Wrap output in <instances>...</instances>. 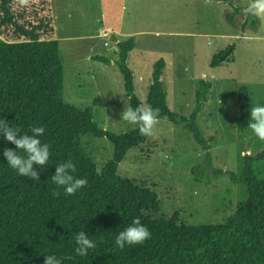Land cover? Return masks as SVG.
Returning a JSON list of instances; mask_svg holds the SVG:
<instances>
[{
	"label": "trees",
	"instance_id": "16d2710c",
	"mask_svg": "<svg viewBox=\"0 0 264 264\" xmlns=\"http://www.w3.org/2000/svg\"><path fill=\"white\" fill-rule=\"evenodd\" d=\"M15 2L0 0V120L20 128L19 135H33V127H44V134L37 138L49 145L50 158L46 166L34 165L39 180L21 176L8 165L3 152L7 148L25 154L0 135V264H44L48 255L61 259L62 264H264V178L254 168L256 161L264 159V150L245 153L239 174L213 167L208 140L197 124L211 84L203 82L197 90V104L190 116L173 111L161 81L165 67L161 58L154 64L147 103L160 109V119L183 124L207 150V168L193 169L197 178L210 183L213 175L229 174L232 181L246 185L248 196L222 223L188 225L180 222L178 213L147 216V211L160 209L157 192L121 176L118 167L128 151L140 147L148 137L141 136L137 126L122 134L102 128L91 108L65 102L64 56L52 15L26 19ZM48 2L47 9V3H41V12H52ZM234 12L241 13L242 8L235 6ZM232 14L226 17L232 20ZM259 23V18L248 15L242 28L255 29ZM112 38L130 106L138 107L142 102L127 64L135 37ZM236 45L233 42L215 53L211 65L230 61ZM93 59L112 62L101 55ZM238 101V130L243 133L251 119L248 86L239 87ZM85 134L107 137L114 144L113 158L101 171L82 148ZM69 159L76 166L73 175L88 181L74 196H66L51 180L57 165ZM53 189L60 192L58 197L52 195ZM137 217L149 229L151 239L121 250L115 240ZM81 231L96 245L87 256L75 251V236Z\"/></svg>",
	"mask_w": 264,
	"mask_h": 264
},
{
	"label": "rangeland",
	"instance_id": "374dc122",
	"mask_svg": "<svg viewBox=\"0 0 264 264\" xmlns=\"http://www.w3.org/2000/svg\"><path fill=\"white\" fill-rule=\"evenodd\" d=\"M52 12H41V3L30 0L21 7L32 21L52 15L55 37L64 56L65 102L79 108H91L94 120L117 134L135 126L122 120L130 106L124 76L115 62L118 47L113 36L102 37V28H115L125 39L135 37V47L127 64L134 76L135 93L147 103L154 64L165 60L161 76L169 107L190 116L197 104V90L203 82L212 86L197 116V124L208 144L212 165L224 171L240 173L244 154L264 150L248 127L238 130V87L247 85L252 107L264 106L263 27L255 33L242 25L251 0H50ZM235 6L241 13H235ZM232 14V20L226 17ZM245 19V20H244ZM109 42V46L106 44ZM236 42L234 63L213 67L215 53ZM116 46V55L112 47ZM95 55L112 59L111 63L94 60ZM201 72L207 78L200 76ZM131 107V106H130ZM251 107V108H252ZM211 121V125L209 124ZM82 148L97 164L99 171L113 158L114 144L107 137L82 135ZM167 153L169 159L161 158ZM207 150L183 124L166 119L154 130V136L140 147L132 148L121 161V176L144 185L158 194L159 211H147L151 217H169L178 213L188 225L224 222L247 198L245 184L232 181L229 174L213 175L211 182L197 178L193 169L207 168ZM256 174L264 178V159L254 163ZM207 173V171H206Z\"/></svg>",
	"mask_w": 264,
	"mask_h": 264
},
{
	"label": "clouds",
	"instance_id": "9594fccd",
	"mask_svg": "<svg viewBox=\"0 0 264 264\" xmlns=\"http://www.w3.org/2000/svg\"><path fill=\"white\" fill-rule=\"evenodd\" d=\"M21 7H27L30 0H17ZM213 0H205L206 4H211ZM246 13L259 18L264 24V0H251ZM122 120L130 125L137 126L139 134L144 137H153L156 126L160 123V109L152 108L140 103L138 107L126 106L122 112ZM250 122L248 127L255 136L264 141V106H253L250 110ZM211 121L209 124L211 125ZM33 135L22 134L21 129L9 126L5 121L0 120V135L14 144L16 149L25 155L18 154V151L5 149L4 157L8 161V165L18 172L19 175L28 177L32 180H39V173L34 170V165L46 166L50 158V148L48 144H42L37 137L44 134V127H33L31 129ZM162 159L167 160V153L161 152ZM76 172V166L72 160L60 163L56 167L55 174L51 177L52 182L57 188L62 187L66 196H74L79 190L88 185L86 179L76 178L73 174ZM52 195L58 197L60 192L56 189L52 190ZM151 239L149 229L141 223L139 217L134 218L130 226L121 231L116 240V245L122 250L126 245L136 246L142 245L145 241ZM76 254L79 256H87L89 249L96 247L95 243L88 238L85 232L81 231L75 236ZM44 264H62V260L54 255H48Z\"/></svg>",
	"mask_w": 264,
	"mask_h": 264
},
{
	"label": "crops",
	"instance_id": "0c3cea01",
	"mask_svg": "<svg viewBox=\"0 0 264 264\" xmlns=\"http://www.w3.org/2000/svg\"><path fill=\"white\" fill-rule=\"evenodd\" d=\"M244 13H246V12H244ZM248 14V13H247ZM249 15H251V14H249ZM245 20V19H244ZM247 20V19H246ZM245 20V21H246ZM242 22H244L243 21V18H242ZM260 27H263V30H262V32H263V34H264V24H262V22H261V20H260V23H259V25H258V27L257 28H250V27H248V28H246V30H243L244 32H243V36H242V40H243V38H244V36H245V33H246V31L247 30H249V29H252L253 31H255V33H257L258 31H259V29H260ZM115 31V28H112V27H107V28H102L101 29V33H99L102 37H108L109 35H110V33H112L111 35L113 36V35H116L119 39H121V36H119V34H117V33H115L114 32ZM126 37H129V36H126ZM262 38H264V35H262ZM106 44L109 46V42H106ZM237 44V43H236ZM135 47V46H134ZM236 48H237V45H236ZM236 50V49H235ZM112 53H114L115 55H116V51H117V47L116 46H113L112 47ZM233 58H234V54H233ZM233 58L230 60V61H227V62H224L223 63V65H225V64H230V63H234V60H233ZM222 65V64H221ZM201 74H205V77H203V78H207V74L206 73H204V72H201ZM201 74H200V76H201ZM242 85V84H241ZM240 85V86H241ZM212 86V85H211ZM239 86V87H240ZM247 86V85H246ZM239 87H238V93H239ZM249 88V87H248ZM250 93H251V91H250ZM129 97V96H128Z\"/></svg>",
	"mask_w": 264,
	"mask_h": 264
},
{
	"label": "built area",
	"instance_id": "2783aa9c",
	"mask_svg": "<svg viewBox=\"0 0 264 264\" xmlns=\"http://www.w3.org/2000/svg\"><path fill=\"white\" fill-rule=\"evenodd\" d=\"M201 77H205V74H201Z\"/></svg>",
	"mask_w": 264,
	"mask_h": 264
},
{
	"label": "water",
	"instance_id": "95a60500",
	"mask_svg": "<svg viewBox=\"0 0 264 264\" xmlns=\"http://www.w3.org/2000/svg\"><path fill=\"white\" fill-rule=\"evenodd\" d=\"M245 12H246V10H245Z\"/></svg>",
	"mask_w": 264,
	"mask_h": 264
}]
</instances>
